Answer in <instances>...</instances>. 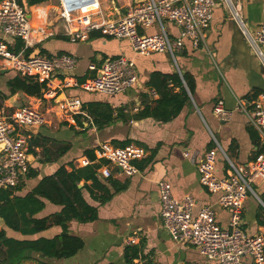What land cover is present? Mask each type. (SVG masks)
<instances>
[{
	"label": "crops",
	"instance_id": "0c3cea01",
	"mask_svg": "<svg viewBox=\"0 0 264 264\" xmlns=\"http://www.w3.org/2000/svg\"><path fill=\"white\" fill-rule=\"evenodd\" d=\"M21 1L30 13L31 24L38 26L46 23L50 35L45 39L38 38L35 46L29 48H24L23 39L9 38L7 46L12 51L24 50L26 55L36 50L40 53L44 50L42 54L47 56L70 54L76 60L74 77L77 81L96 76L107 59L117 56L134 60L139 73V82L120 94L106 95L71 87L53 97L52 93L49 92V95L45 92V84L43 97H36L20 90L13 91L10 81L22 75L16 69L0 64V104L4 103L10 108L34 104L48 119L36 133L23 128L30 136L29 156L32 159L29 169H34L37 174L30 177L28 173L23 174L19 183L22 187L15 192L16 196H26L42 178L53 175L62 166L70 171L73 167L93 163L86 154L88 150H94L96 162H100L97 149L103 142L116 145L129 140L130 144H136L146 152L144 158L136 160L142 165L141 168L136 165L140 169L137 174L130 175L113 168L111 177L126 183V187L106 203L100 204L84 190L85 199L98 207V218L85 223L73 220L69 230L71 234L81 236L85 245L75 256L49 261L55 264H220L203 256L198 247L170 237L163 226L158 182L169 181L178 199L191 195L196 201L195 212L201 206H212L217 213L218 223L224 227L229 225L231 211L219 204L218 193L210 192L201 183L198 161L204 152L214 147L215 141L235 162L247 163L257 156L258 147L247 130L253 125L244 113L235 111V108L238 98L252 99L256 92L264 93V63L233 20L228 4L217 1L204 44L194 47L189 39L184 40L183 49L177 53L176 67L169 53L140 55L134 51L128 39L111 37L100 31L86 40H71L66 32L67 23L62 17L61 0H45L32 5L28 0ZM234 1L242 4L247 30L255 36L264 19V0ZM99 3L107 17L119 18L127 13L129 5L134 4L135 0H99ZM165 25L171 38L180 36V29L173 22L166 21ZM159 31L158 24L142 30L148 35ZM2 37L0 28V40ZM92 66L97 70L91 69ZM178 68L182 73H191L195 79L194 92H190L191 103L167 123L152 117L132 119L131 116L142 110L146 103L159 98L147 85L151 73L154 70L173 73ZM4 69L7 71L2 73ZM60 79V76H56L52 86L56 87ZM63 96L79 98L82 106L85 102H109L114 108L124 107V113L129 118L98 129L84 110L79 114L63 110L59 106V102L65 98ZM57 98H60L59 102ZM220 99L227 109L233 110L230 119L221 120L214 114L213 107ZM258 134L261 145H264ZM38 135L48 139L43 142L48 149L46 155L43 154V146H37L35 152L30 151L31 139ZM65 146H68V150L59 155L57 149ZM186 151L189 152L188 157L185 156ZM149 158L150 162L143 167V161ZM106 165L108 163L98 169V175L103 180L107 177L101 169ZM227 174V163L220 155L217 175L223 177ZM109 187L112 189L111 185ZM255 190L258 197L250 195L244 202L242 228L249 234L264 235V180L255 185ZM42 200L45 206L35 214L36 218L50 216L63 208L48 199ZM0 227L6 229L8 236L20 240L54 238L62 233L60 225H53L38 233L24 235L8 228L5 219ZM132 236L137 238L132 244L137 246L138 257L129 262L125 252ZM41 261H47V258L34 252L31 259L21 264H40ZM245 263L252 264L248 257Z\"/></svg>",
	"mask_w": 264,
	"mask_h": 264
},
{
	"label": "built area",
	"instance_id": "2783aa9c",
	"mask_svg": "<svg viewBox=\"0 0 264 264\" xmlns=\"http://www.w3.org/2000/svg\"><path fill=\"white\" fill-rule=\"evenodd\" d=\"M68 5L66 6V2ZM218 0H144L142 3L129 5L128 11L119 18H109L100 9L99 0H61L62 17L67 23L66 32L71 40H86L92 31L128 39L134 51L140 55L169 53L177 62V53L184 47V40L189 39L194 47L204 44L206 30L212 20L214 7ZM228 4L232 18L248 37L256 54L264 63V19L255 36H252L243 17V6L234 0H222ZM29 11L18 0H0V28L3 37L0 40V64L16 69L22 76L30 77L46 84V93L53 97L71 87H79L87 92L106 95L120 94L139 82V73L134 60L118 56L100 68L102 76H92L79 82L74 77L75 58L67 53L47 56L42 53L26 55L14 52L8 46L9 38H21L24 48L35 46L38 38L50 35L46 23L33 26ZM173 22L180 29L178 38H171L165 22ZM155 24L160 31L145 34L142 30ZM91 69L97 70L95 66ZM180 72V69L178 68ZM60 76L59 84L52 86L55 77ZM50 95V94H49ZM59 106L71 114L83 113L79 98L65 96ZM235 111L244 113L251 124L260 133L264 143V93L255 98H238ZM214 114L221 120L232 117L233 110L227 109L223 100H218L213 107ZM46 114L34 104L19 107L0 104V190L17 186L24 173L29 171V135L23 130L27 125L47 123ZM100 159L108 160V165L101 169L109 178L113 168L130 175L140 169L134 163L145 157L146 152L136 144L116 146L103 142L97 149ZM222 155L227 163L228 174L217 175V161ZM189 156V152H185ZM201 183L213 193L219 194V204L231 211L227 227L217 221V213L210 205H204L195 212L196 201L191 195L182 199L174 196L172 185L167 180H160V200L162 204L163 226L170 237L178 242L198 247L203 256L216 260L220 264H246L249 258L252 264H264V235L249 234L242 228L243 206L250 196H257L255 185L264 180V151L247 163L232 160L215 141V146L204 152L198 161ZM137 238L132 236L129 244Z\"/></svg>",
	"mask_w": 264,
	"mask_h": 264
},
{
	"label": "trees",
	"instance_id": "16d2710c",
	"mask_svg": "<svg viewBox=\"0 0 264 264\" xmlns=\"http://www.w3.org/2000/svg\"><path fill=\"white\" fill-rule=\"evenodd\" d=\"M18 1L22 3L21 0ZM28 1L32 5L45 0ZM96 33L98 32L92 31L90 36ZM18 50L14 51L18 52ZM41 52L45 53L44 50ZM147 85L159 95V98L146 103L142 110L131 116L132 119L152 117L157 121L167 123L177 117L184 107L191 103L190 92H194L195 79L189 72L164 73L160 70H154ZM10 86L13 91L20 90L30 96L43 97L44 95L45 84L30 77L17 76L10 81ZM258 94L256 92L252 97H256ZM83 110L93 119L98 129H102L117 120L127 121L129 118L124 113V107L114 108L105 101L85 102ZM115 112L116 115H114ZM79 123L84 125L81 121ZM247 130L253 143L258 147L256 153L259 154L264 151V145H261L259 134L255 128L249 126ZM46 141L48 139L40 138V135L31 139L30 151L35 152L34 149L37 146H43V154L46 155L48 149L43 144ZM129 144L130 141L125 140L116 145L124 147ZM57 150L61 155L68 150V146ZM86 154L93 163L82 167H73L70 171L62 166L53 175L42 178L40 183L26 196L15 195V192L21 189L22 184L0 190V216L5 219V225L8 228L24 235H32L53 225L62 227V233L54 238L40 237L35 240H20L10 237L6 229L0 227V264H21L24 260L31 259L34 252L40 253L43 258H47V261H41L40 264H55L49 260L66 259L75 256L83 249L84 239L81 236L71 234L69 224L73 220L85 223L98 218V207L91 205L85 199L84 190H87L94 200L104 204L115 193L126 187V183H121L112 177L105 180L101 179L98 175V169L107 164L108 160L101 159L100 162H96L94 150H88ZM149 162L150 158L144 160L143 167ZM135 164L140 168L142 167L138 161H135ZM27 173L28 177L37 174L34 169H29ZM89 181L91 184H88ZM82 182L84 183L81 186ZM109 185L112 186V189ZM42 198L62 205V210L44 218H36L35 214L39 213L45 206ZM125 256L129 262H133L138 257L137 246L128 244Z\"/></svg>",
	"mask_w": 264,
	"mask_h": 264
},
{
	"label": "water",
	"instance_id": "95a60500",
	"mask_svg": "<svg viewBox=\"0 0 264 264\" xmlns=\"http://www.w3.org/2000/svg\"><path fill=\"white\" fill-rule=\"evenodd\" d=\"M143 1H144V0H135V3L138 4V3H142ZM39 53H40V51H39V50H36L35 52H33L32 56H33V55H36V54H39ZM108 61H109V59H107V60L104 62L103 66H104ZM5 71H7V70H5V69H4V70H1L2 73L5 72ZM97 75H98V76H102V75H103V71H102V70H99ZM63 97H65V96H63ZM59 101H60V98H57V102H59ZM26 128L29 129L30 131L36 133V132L38 131V129H39V126H38V125H27ZM3 148H4V144H0V150H2ZM31 159H32V157L29 156V161H30ZM3 222H4V218H2V217L0 216V226L3 225Z\"/></svg>",
	"mask_w": 264,
	"mask_h": 264
},
{
	"label": "rangeland",
	"instance_id": "374dc122",
	"mask_svg": "<svg viewBox=\"0 0 264 264\" xmlns=\"http://www.w3.org/2000/svg\"><path fill=\"white\" fill-rule=\"evenodd\" d=\"M170 56H171V55H170ZM171 59H172V61L174 62V64L176 65V67H178L177 64H176V62H175L174 59L172 58V56H171ZM94 93H96V92H94Z\"/></svg>",
	"mask_w": 264,
	"mask_h": 264
},
{
	"label": "bare ground",
	"instance_id": "6f19581e",
	"mask_svg": "<svg viewBox=\"0 0 264 264\" xmlns=\"http://www.w3.org/2000/svg\"><path fill=\"white\" fill-rule=\"evenodd\" d=\"M75 1H78L79 2L80 0H75ZM67 3H69V2L68 1L66 2V6L68 5Z\"/></svg>",
	"mask_w": 264,
	"mask_h": 264
}]
</instances>
